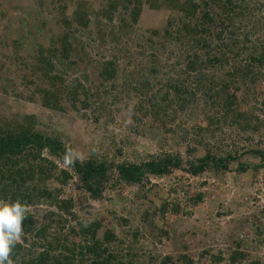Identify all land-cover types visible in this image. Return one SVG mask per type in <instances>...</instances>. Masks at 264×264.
Here are the masks:
<instances>
[{"label":"rangeland","instance_id":"rangeland-1","mask_svg":"<svg viewBox=\"0 0 264 264\" xmlns=\"http://www.w3.org/2000/svg\"><path fill=\"white\" fill-rule=\"evenodd\" d=\"M52 2L0 0V119L30 122L36 131L59 140L67 152L78 154L80 162L107 161L115 166L139 164L162 153L178 154L185 160L190 155L204 156L206 148L223 155L264 149V126L255 134L252 128H243L246 120L264 125V108L245 97L242 88L235 90L240 85L231 83L225 94H219H235L245 101L241 128L220 119L221 95L208 91L207 84L231 80L224 77L228 68H203L207 83L199 82L196 72H185L180 61L188 47L176 36L170 42L162 37L163 30L169 29V11L151 10L147 5L136 24H131L128 12L115 13L113 21L106 23L99 14L108 0H54V5H66L69 16L77 3L84 2L91 22L87 29L74 32L68 59L55 62V73L64 80L59 89L64 111L43 108L35 89L45 84L21 60L32 63L38 47L54 45L63 31L57 24L58 12L51 10ZM154 30L160 32L157 37L151 34ZM106 60L116 63L113 81L98 77ZM171 84L188 93L176 94L169 90ZM78 85L74 108L67 92ZM257 88V94L264 96V81ZM240 160L250 166L259 164V157L252 154ZM56 164L72 175L61 188V198L72 199L77 220L61 215L70 222L60 230L59 217L50 216L57 211L39 204L29 209L38 226L52 225L62 236L76 222L97 221L102 225L98 239L111 230L116 240L107 245L108 252L124 262L211 264L219 255L223 258L219 264H230L232 253L240 251L246 258L235 264H264V168L241 174L232 163L230 172L207 171L197 177L174 170L142 184H126L114 172L100 198L94 200L63 161L58 159ZM198 195L201 200L196 204ZM33 241L30 237L28 246ZM79 242L71 235L67 246H75L77 254Z\"/></svg>","mask_w":264,"mask_h":264},{"label":"trees","instance_id":"trees-1","mask_svg":"<svg viewBox=\"0 0 264 264\" xmlns=\"http://www.w3.org/2000/svg\"><path fill=\"white\" fill-rule=\"evenodd\" d=\"M54 3L53 0L51 10L58 12L57 24L63 31L53 41L54 45L38 47L32 63L27 64L23 59L21 62H24L25 68L31 69L35 78L45 84L35 89L41 106L51 111L63 112L65 103L62 102L59 89L63 87L64 80L60 74L55 73V62L68 59L74 32L89 27L91 13L84 2L77 3L71 16L65 14L67 9L64 3ZM144 5L151 10L169 11V29L163 30L162 37L165 42H170L176 36L177 41L188 47L184 51V61H180L185 72H196L200 77L199 82L207 83L203 81V68L217 71L227 67L224 77L231 78L232 81H220L217 84L209 81L208 91H213L216 95L225 94L231 83L238 84L241 87L235 90L242 88L245 97H250L254 104L264 108V96L257 94V87L264 81V0H108V6L100 9L99 15L106 23H111L115 13L128 12L129 21L136 24ZM57 6H60L58 11ZM125 22L126 20L121 21ZM151 34L157 37L160 32L154 30ZM116 75L114 60L101 63L99 79L104 82L113 81ZM211 77L217 79L214 74ZM79 86L72 87L67 92L68 101L74 108V103L78 102ZM170 89L178 95L185 92L183 87L180 90L179 85L171 84ZM222 94H219V112L222 113L219 118L224 121L229 119L241 128L239 120H242L244 113L240 110L245 101L238 100L235 94ZM81 104L83 108L87 107L86 102L82 101ZM28 119L30 121L31 118ZM246 121L243 128H252L253 134L264 126L262 122L261 126H256L252 125L253 122ZM193 152L191 150L189 154ZM66 153L67 150L59 140L36 131L30 122L0 119V203L11 205L19 201L28 209L27 217L21 224V242H17L10 253L13 264H86L85 260H88V264H136L124 262L108 252L107 245L114 242L116 237L111 230H106L102 240H99L98 233L102 225L97 221L76 222L62 236L52 225L38 226L34 221L29 209L39 204L57 211L50 212V216L59 217L57 226L60 230L65 228L67 222L77 220L72 213V199L61 198V188L72 179V175L66 170L58 169L56 162L58 159L64 162ZM245 154L259 157V164L250 166L242 162L240 159ZM232 163H236L235 170L238 173L243 174L250 169L258 172L264 168V149L251 148L240 154L229 151L223 155L212 153L206 148L204 156L194 158L190 155L185 160L178 154L162 153L139 164L121 163L115 166L107 161L75 160L73 165L67 167L79 177L83 190L96 200L102 195L105 184L114 172L118 180L126 184H142L149 177H164L174 170L183 171L192 177L207 171L215 174L230 172ZM200 200L201 195H198L195 203ZM61 215L68 217L70 221L63 220ZM71 235L80 241V251L77 254L75 246L70 249L67 246ZM30 237L34 241L28 246ZM34 246L35 250L30 251ZM56 251L60 253L55 254ZM244 258L246 255L235 251L230 256L229 263L235 264ZM222 260L218 255L211 264H219ZM169 261L170 258H167V262ZM188 264L191 262L188 261Z\"/></svg>","mask_w":264,"mask_h":264},{"label":"clouds","instance_id":"clouds-1","mask_svg":"<svg viewBox=\"0 0 264 264\" xmlns=\"http://www.w3.org/2000/svg\"><path fill=\"white\" fill-rule=\"evenodd\" d=\"M78 154L67 152L66 166L73 165ZM27 207L19 201L0 206V264H13L10 253L22 236V221L27 217Z\"/></svg>","mask_w":264,"mask_h":264}]
</instances>
